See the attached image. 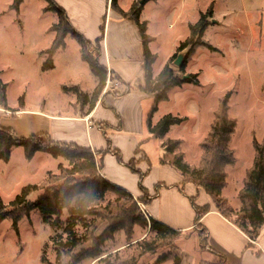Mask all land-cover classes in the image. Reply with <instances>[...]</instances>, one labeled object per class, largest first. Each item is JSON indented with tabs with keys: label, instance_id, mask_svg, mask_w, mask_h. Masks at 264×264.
<instances>
[{
	"label": "rangeland",
	"instance_id": "rangeland-1",
	"mask_svg": "<svg viewBox=\"0 0 264 264\" xmlns=\"http://www.w3.org/2000/svg\"><path fill=\"white\" fill-rule=\"evenodd\" d=\"M8 1L0 0V80L6 85L7 104L11 111L0 112V125L11 129L18 139L45 132L49 135L55 132V136L62 137L65 131H69L64 126L72 124L58 121L54 123L55 119L50 116L80 113L79 107L76 109L73 106L75 102H79L77 94L64 88L79 85L81 92L86 94V89H92V79L96 78L80 59L75 39H69L66 48L56 53L51 62L45 61V57L49 56L43 51L50 48L53 35L49 27L56 20L55 14L43 10L47 5L46 0H25L19 11L8 10ZM140 1L119 0V5L126 10L131 4H139ZM212 2L213 15L202 36L212 49L197 45L188 58L185 69L186 73L190 71L198 75L199 85L186 83L171 89L168 100L158 103L151 120L153 119L152 124H157L166 115L183 118L181 124L170 127L165 139L178 140L180 146L177 151L183 154L188 164L196 165L201 155L200 144L210 129L219 99L231 92L229 115L236 121V128L229 147L236 162L226 168L227 183L222 196L236 211L241 208L239 191L254 158L253 139L261 142L264 137V0H156L145 7L140 21H149L148 33L156 37L154 43L148 44L150 52L155 55L151 67L152 72L156 73L161 70L168 57L173 56L175 45L188 37V22L193 17H199L200 11L205 13ZM108 10L106 28L109 21L111 27L108 43L106 38L105 42L110 51H113L118 34L113 16L118 13L112 10L113 15L110 17L109 6ZM105 33L107 34L106 30ZM140 48L143 55L142 43ZM187 52L188 49H185L177 56L184 60ZM50 63L54 64L52 70L43 71L42 67ZM126 66H129L127 74L133 77L138 75V63L132 62ZM172 67L179 75V67L175 66L174 61ZM132 90L134 93L140 91L138 88ZM21 97L24 100L23 110L18 107ZM153 104V96L141 102L144 118H148ZM15 110L21 112L14 113ZM148 136L145 124L143 133L136 138L140 141L148 139ZM164 142V139L149 138L142 148L151 162L157 161L158 155L162 153L172 166L173 155L163 146ZM59 165L70 168L65 159L54 158L42 152L27 161L21 146L12 148L9 161H0V200L7 206L25 186L39 185L47 178L48 173L58 175ZM42 193L43 191L34 192L28 200L35 201ZM115 198L113 193H107L100 206H105ZM148 198L149 194L145 192L137 199L133 197V200H128V203L117 209L115 220L129 215L135 207L146 216L145 203ZM66 218L67 213L64 212L60 218L61 228L53 230L43 223L39 212L34 210L29 217L19 222L17 232L11 220L2 221L0 264H44L41 256L49 264H56V249L67 241L64 233ZM92 220L93 218H88L89 222ZM127 226L115 231L112 238L104 242L101 247L102 261L87 259L78 264H115L117 259L137 257L139 252L136 243L150 239L151 234L148 228L135 225L132 235L127 236L126 231L132 225ZM107 228L108 221L99 222L93 238L104 232L108 234ZM74 229L77 236H82L85 232L80 226ZM253 242L264 250V227L259 238ZM93 245V241H89L82 248L88 249ZM62 254L61 252V256ZM163 255L167 259L161 264H174L175 258L179 259V264H202L207 257L205 252L196 250L192 237L185 238L180 231L176 238L165 240L155 253L137 257L135 264H155ZM62 258L61 264H69L68 257L63 255Z\"/></svg>",
	"mask_w": 264,
	"mask_h": 264
},
{
	"label": "trees",
	"instance_id": "trees-1",
	"mask_svg": "<svg viewBox=\"0 0 264 264\" xmlns=\"http://www.w3.org/2000/svg\"><path fill=\"white\" fill-rule=\"evenodd\" d=\"M23 1L13 0L11 9L18 11ZM148 1L150 0H141L139 4H132L129 10L125 12L120 9L118 0H110V8L122 17H129L138 27L143 49L144 67V85L139 90L145 94L154 95V104L146 122L147 130L151 138L164 139L170 127L181 124L184 119L166 115L157 124H152V114L156 112L159 102L168 99V92L171 89L186 83L199 85L198 75L186 73L185 69L187 60L194 53L197 45L212 49L202 36L209 26V19L212 18L214 3L212 2L208 6L206 12L200 15L195 24L189 26L188 37L177 46L175 53L158 75L153 76L151 66L155 61V55L148 48L152 38L147 35L146 23L140 21L142 6ZM46 2L44 11L52 12L57 16V22L50 28L55 36L50 48L46 51L49 56L47 62H51L53 56L65 47L67 36L75 39L80 47L81 60L89 66L92 75L97 80V85L90 96L80 92L77 87L64 88V90L76 93L79 102L88 104L89 108L92 109L102 95L108 79L107 69L98 61L103 38L101 36L94 43L89 42L72 28L62 8L53 0H46ZM185 49H188V52L178 70L179 75H177L172 67V62ZM51 68L52 66L45 64L42 70L46 71ZM111 79L115 78L110 76ZM230 95L231 92H227L219 99L210 129L200 144L201 155L196 165L188 164L184 160L183 154L177 151L180 146L178 140L165 139L163 146L173 155L172 166L182 177L183 183H193L203 188L215 202L220 213L231 220L251 241H256L264 227V137L261 142L253 139L254 158L251 167L246 171L243 187L239 191L241 208L235 211L222 196L227 183L226 168L233 166L236 162L234 153L229 147L236 128V121L229 115ZM18 107L21 110L24 108L23 97L19 99ZM0 108L11 111L7 104L6 85L1 80ZM19 111L15 110L14 113ZM106 125L100 124L99 127L101 130H105ZM142 144L140 143L136 149V155L142 152L140 149ZM18 146L23 148L27 161H31L36 153L42 152L54 158H63L70 165V168H63L62 165H59L60 173L58 175L48 173L47 178L39 185L25 186L7 206L0 200V223L5 219L11 220L16 232L19 222L23 218L29 217L34 210L39 212L43 223L53 230L61 228L60 218L64 212L67 213V224L64 227L67 241L61 244V248L56 249V264H61L63 255L69 258V264H78L87 259L102 261L101 247L104 242L112 238L115 231L127 228V224L129 227L132 225L130 230L126 231L127 236L132 235L135 225L148 228L151 234L150 239H143L136 243L139 252L137 257L155 253L165 240L174 239L180 234V231L172 229L166 224L148 217V215L145 216L143 212H138L137 207L132 209L133 211L129 215L122 217L121 220H115L117 209L128 203V200H133V195L101 176L100 171L103 168V162L102 160L98 161L96 155L89 148L80 147L75 143L55 142L48 133H39L28 138L18 139L11 129L0 125V161L8 162L12 148ZM110 152L115 155L120 164L123 163L120 152L116 149L112 150L109 142L107 150L98 155L102 156ZM136 163L137 161L132 159L124 166L133 174L139 175ZM160 163L163 164L164 162ZM75 176H82L83 178L76 179ZM59 182L62 183L57 185ZM37 191H43V193L35 201H29L28 197ZM141 191L143 194L146 192L143 188ZM107 193H113L116 198L109 201L105 206H100V202L104 200ZM148 203L149 201L145 205ZM231 215L234 216L231 217ZM88 218H93V220L89 222ZM105 221H108V234L104 232L101 236L93 238L92 235L97 229L98 223ZM76 226L85 230L82 236H77L74 229ZM89 241H93V247L82 248ZM61 252L63 253L62 256ZM137 257L132 256L129 260L117 259L115 264H135ZM166 259L167 256L163 255L155 264H161ZM41 262L49 264L44 256H41ZM174 264H179L178 258H175Z\"/></svg>",
	"mask_w": 264,
	"mask_h": 264
},
{
	"label": "crops",
	"instance_id": "crops-1",
	"mask_svg": "<svg viewBox=\"0 0 264 264\" xmlns=\"http://www.w3.org/2000/svg\"><path fill=\"white\" fill-rule=\"evenodd\" d=\"M53 1L65 11L72 28L80 33L86 40L94 43L102 36L103 39L100 45L101 49L98 61L107 69L110 76L115 78L113 81H118L120 83V87L117 91H114L109 86L110 82L108 84L106 83L102 95L92 109L89 108L88 104L75 102L73 106L76 109L79 107V114L74 112L73 115H64L61 117L59 115L50 116L55 119L53 120L54 123L58 121L60 123L67 122L72 124L67 127L64 126V128H67L69 131H65L62 137H58V135L55 136V132L53 131L54 133H52V135L50 134L51 138L55 142L75 143L80 147L89 148L92 153L96 155L97 160H102L103 162V168L101 169L100 174L104 179L130 192L135 199L141 197V189L143 188L149 194V203L146 207L144 206L146 208V216L148 215V217L158 220L170 228L182 232L184 228L181 218V197L173 190H167L165 187H180L184 184L183 179L170 165V162L164 159L162 153L161 155H158L157 161H150L142 148L147 140L151 138L150 135L148 136V139L140 141L139 138H136L138 134L143 133L147 119V117L144 118L141 102L144 99H148L152 96L154 97V95L145 94L140 91L139 93H134L132 90L134 88L139 89L144 85L143 55L140 48L141 40L138 27L134 25L130 18L123 19L120 15L115 14L116 16L113 17H115L116 23L114 24L117 25L116 30L118 34L116 35L117 40L113 46L114 49L113 51H110L106 44L109 40L111 27V22L109 21L108 27L106 28V17L109 13L108 6L110 8V0ZM155 1L156 0H150L142 6L140 17L144 13L145 7L149 3H155ZM12 2L13 0L8 1V10H12ZM119 7L123 11L129 9L124 10L120 5ZM20 9L21 6L19 10ZM201 14L202 12L200 11L199 17H193V19L188 22V26L195 24ZM112 15V9L110 8V17H112ZM56 22L57 16L55 23ZM142 22L146 23L147 35L152 38L150 44L154 43L156 37L150 35L147 29L150 22L147 20ZM52 25H50L49 30ZM102 27L103 33H101ZM105 30L107 34L105 33ZM51 36L52 44L55 36L54 32ZM69 39L74 38L67 36L65 47L58 52L66 48ZM179 44L175 45V50ZM43 52L46 53L45 51ZM78 53L80 56L79 45ZM45 58V61H47L49 57L46 56ZM169 59L170 56L167 61ZM132 62H136L139 65L138 68L140 71L136 77L126 73L129 67L126 65L132 64ZM50 66L53 68L54 64L51 63ZM52 68L49 70H52ZM160 71L156 73L152 72L153 76H157ZM188 73L191 72L188 71ZM92 81H94L92 82V89H86V95L88 96L93 93L97 85V80L92 79ZM76 87L81 92L80 86L78 85ZM78 104L80 105L78 106ZM4 111L0 108L1 113H4ZM100 124H107L105 130L100 129ZM108 142L110 143L112 150L116 149L120 152L123 161L122 164L117 161L112 152L102 156L98 155L107 150ZM140 143H143L140 147L142 152L136 155L135 151ZM132 159L137 161L136 169L139 171V175L133 174L124 166V164L129 163ZM162 161L164 162L163 164L160 163ZM153 192L155 195L152 194Z\"/></svg>",
	"mask_w": 264,
	"mask_h": 264
},
{
	"label": "water",
	"instance_id": "water-1",
	"mask_svg": "<svg viewBox=\"0 0 264 264\" xmlns=\"http://www.w3.org/2000/svg\"><path fill=\"white\" fill-rule=\"evenodd\" d=\"M183 61L177 56L174 64L180 68ZM165 188L181 197L182 235L205 252L202 264H264V250L220 213L203 188L193 183Z\"/></svg>",
	"mask_w": 264,
	"mask_h": 264
},
{
	"label": "built area",
	"instance_id": "built-area-1",
	"mask_svg": "<svg viewBox=\"0 0 264 264\" xmlns=\"http://www.w3.org/2000/svg\"><path fill=\"white\" fill-rule=\"evenodd\" d=\"M110 74L108 73V79H107V84H110V87L112 90L117 91L120 87V83L118 81H113L112 79L110 80ZM106 87V86H105Z\"/></svg>",
	"mask_w": 264,
	"mask_h": 264
},
{
	"label": "flooded vegetation",
	"instance_id": "flooded-vegetation-1",
	"mask_svg": "<svg viewBox=\"0 0 264 264\" xmlns=\"http://www.w3.org/2000/svg\"><path fill=\"white\" fill-rule=\"evenodd\" d=\"M200 214H202V212L200 211Z\"/></svg>",
	"mask_w": 264,
	"mask_h": 264
}]
</instances>
